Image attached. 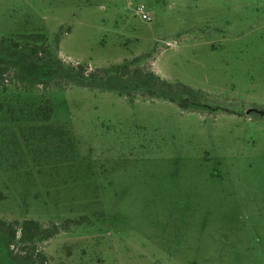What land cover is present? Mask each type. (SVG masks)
Masks as SVG:
<instances>
[{"label": "rangeland", "instance_id": "obj_1", "mask_svg": "<svg viewBox=\"0 0 264 264\" xmlns=\"http://www.w3.org/2000/svg\"><path fill=\"white\" fill-rule=\"evenodd\" d=\"M0 68V264H264V0H0Z\"/></svg>", "mask_w": 264, "mask_h": 264}, {"label": "trees", "instance_id": "obj_2", "mask_svg": "<svg viewBox=\"0 0 264 264\" xmlns=\"http://www.w3.org/2000/svg\"><path fill=\"white\" fill-rule=\"evenodd\" d=\"M47 36L43 33H23L18 35V39L6 40L7 45L12 49H27L36 58H41L40 54H50L49 47L46 45ZM79 74L84 75L83 68L78 71ZM0 75H2V68H0ZM26 111L33 112V115H37L38 119L43 122L42 124H36L29 126L31 134L37 139V135L43 137L44 142H74L70 130L65 125H54L49 123L53 113L54 106L51 98L47 94H43L41 100L28 106ZM17 220H7L0 218V226L8 231L11 240L20 237L23 242H30L38 235L44 233L43 224L34 218H27L22 223L19 230ZM37 259L44 262L45 256L42 252L36 253Z\"/></svg>", "mask_w": 264, "mask_h": 264}]
</instances>
